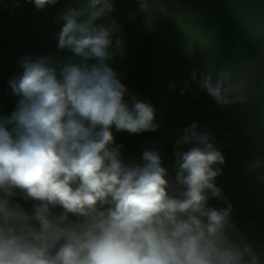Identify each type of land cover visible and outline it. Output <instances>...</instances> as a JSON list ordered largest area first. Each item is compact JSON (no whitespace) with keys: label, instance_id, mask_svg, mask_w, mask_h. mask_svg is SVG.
Returning a JSON list of instances; mask_svg holds the SVG:
<instances>
[{"label":"clouds","instance_id":"1","mask_svg":"<svg viewBox=\"0 0 264 264\" xmlns=\"http://www.w3.org/2000/svg\"><path fill=\"white\" fill-rule=\"evenodd\" d=\"M29 2L42 10L61 0ZM77 3L55 18L57 49L71 57L26 53L9 80L18 100L10 115L0 113V264H262L216 183L227 159L210 130L184 127L170 167L158 149L124 156L113 127L139 134L161 124L151 101L130 93L112 66L126 54L114 0ZM137 4L169 13L166 0ZM238 71L230 63L193 69L191 80L221 106L247 104ZM245 168L264 183V157ZM212 199L226 206H210Z\"/></svg>","mask_w":264,"mask_h":264},{"label":"water","instance_id":"2","mask_svg":"<svg viewBox=\"0 0 264 264\" xmlns=\"http://www.w3.org/2000/svg\"><path fill=\"white\" fill-rule=\"evenodd\" d=\"M114 2L112 15L122 25L126 54L117 56L112 66L123 75L130 93L151 101L161 124L155 132L139 134L113 127L117 143L124 146L122 153L139 159L145 149H158L170 167L184 127L199 122L210 130L227 159L219 166L223 173L216 183L234 206L233 220L255 243L264 264V183L257 182L258 173L245 168L247 161L264 157V0H166L167 15L159 9L143 13L137 0ZM67 6L80 5L61 0L55 7L37 10L29 0H21L18 7L0 0V113L10 115L16 107L18 97L9 80L22 72L21 56L71 57L57 49L56 40L60 25L55 18ZM189 47L195 50L191 55L186 53ZM229 63L239 67L236 79L247 82V104L221 106L191 80L193 69L218 71ZM209 203L226 206L222 199Z\"/></svg>","mask_w":264,"mask_h":264}]
</instances>
